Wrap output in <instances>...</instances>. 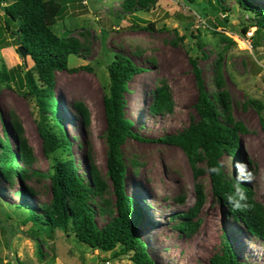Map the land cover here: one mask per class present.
<instances>
[{"label":"rangeland","instance_id":"obj_1","mask_svg":"<svg viewBox=\"0 0 264 264\" xmlns=\"http://www.w3.org/2000/svg\"><path fill=\"white\" fill-rule=\"evenodd\" d=\"M12 1L0 5V72L5 67L16 76L15 82L0 80V137L7 128L16 147L18 122L34 151L32 170L52 173L55 161L73 159L89 184L92 166L108 182L103 98L110 90L108 67L116 54H122L143 69L128 83L124 112L133 124L132 133L148 141L129 138L123 154L127 193L140 210L138 232L149 255L156 264H210L226 239L239 262L264 264V241L250 234L228 205L216 199L209 175L196 180L181 148L156 141L199 120L193 59L206 89L212 96H227V114L234 125L246 130L240 135L239 159L226 154L222 164L230 178L241 174L264 206V33L255 49L257 28L243 33L254 22L253 15L235 0H225L230 11H221L220 20L211 8L216 0H132L134 6L127 7L126 0H61L66 10L53 31L64 41L80 45L79 54L69 57V68L75 71L56 74L60 124L71 146L47 155L37 104L23 96L24 75L31 67L25 66L18 52L14 35L18 24L7 28L1 9ZM250 1L264 5V0ZM134 25L154 29H132ZM163 86L169 88L173 111L154 114L150 110L153 93ZM78 105L88 110V123ZM199 167L205 170V163ZM196 184L202 185L206 199L198 214L199 228L188 236L177 229L183 221L178 216L195 206ZM52 197L49 178L31 176L9 182L0 171V264H134L133 253L115 259L112 253L94 251L61 230L37 235L31 223L23 224V200L43 214ZM106 197L114 200L113 192ZM97 222L103 226L107 220L99 216Z\"/></svg>","mask_w":264,"mask_h":264},{"label":"trees","instance_id":"obj_2","mask_svg":"<svg viewBox=\"0 0 264 264\" xmlns=\"http://www.w3.org/2000/svg\"><path fill=\"white\" fill-rule=\"evenodd\" d=\"M74 2L78 0H72ZM236 4L252 14L254 22L243 29L248 33L257 28L253 35V48L258 47L256 40L264 33V5H255L250 0H235ZM124 1V6H134L132 0ZM193 3L192 0H187ZM5 0H0L3 5ZM211 4L212 11L219 13L230 11L225 0H216ZM142 6V4H140ZM6 18L7 28L17 23L14 32L16 43L24 46L28 53V67L24 75L23 96L35 100L41 119L38 125L43 138V148L47 155L60 149H69L70 139L62 128L59 119L58 100L55 94L56 74L63 71H75L69 68V57L79 54L77 41L66 42L53 31L57 20L65 13L61 0H13L1 8ZM132 29L152 31L154 26H131ZM257 36V37H256ZM197 78L198 102L195 105L199 120L178 134L165 136L156 141L176 146L186 155L196 180L205 173L210 177L213 193L218 201L226 203L233 217L242 221L250 234L264 241V206L255 199L253 188L241 174L230 178L222 164V158L228 154L239 159L241 133L246 130L240 124H233L227 114L228 99L225 94L212 96L206 89L201 72L195 60H191ZM110 90L103 98L106 117L107 171L108 182L96 169L91 167V184L81 175L75 160L55 161L53 172L41 173L32 170L36 162L34 151L25 138L24 129L15 123L17 140L14 147L7 128L0 137V171L9 182L28 177H47L51 181L53 197L37 213L25 206L26 218L23 224H32L37 235L61 230L68 238H75L82 245L102 253H112L115 259L128 257L134 264H156L140 240L138 227L141 215L135 201L127 193V164L123 146L129 138H139L131 131L132 122L125 117L124 101L129 81L143 69L138 68L130 58L116 54L108 67ZM0 80L4 83L15 82L13 72L3 67ZM220 85V82L217 81ZM219 105L221 106L220 110ZM257 108L260 110L259 105ZM77 110L89 122V113L82 105ZM151 112L154 114L171 113L173 102L168 86L157 88L153 93ZM1 116V114H0ZM2 117V116H1ZM264 130V122L262 123ZM205 163V170L199 167ZM197 201L188 212L179 215L182 222L177 229L188 236L194 234L200 225L198 214L205 204L202 185L196 184ZM113 192L114 200L106 196ZM24 196V191L21 192ZM182 200V199H181ZM183 201V200H182ZM107 220L100 226L97 218ZM177 217V216H176ZM38 239V238H37ZM210 264H245L239 262L229 241L224 239L221 253L215 254Z\"/></svg>","mask_w":264,"mask_h":264},{"label":"water","instance_id":"obj_3","mask_svg":"<svg viewBox=\"0 0 264 264\" xmlns=\"http://www.w3.org/2000/svg\"><path fill=\"white\" fill-rule=\"evenodd\" d=\"M18 52L19 54L22 56L23 60H24V63H25V66L27 67L28 66V53H27V50L25 49L24 46H19L18 47Z\"/></svg>","mask_w":264,"mask_h":264},{"label":"crops","instance_id":"obj_4","mask_svg":"<svg viewBox=\"0 0 264 264\" xmlns=\"http://www.w3.org/2000/svg\"><path fill=\"white\" fill-rule=\"evenodd\" d=\"M85 2V1H84Z\"/></svg>","mask_w":264,"mask_h":264}]
</instances>
